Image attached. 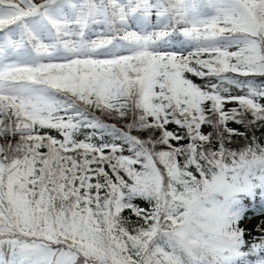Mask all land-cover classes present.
I'll return each instance as SVG.
<instances>
[{"label": "snow or ice", "instance_id": "6c2138e0", "mask_svg": "<svg viewBox=\"0 0 264 264\" xmlns=\"http://www.w3.org/2000/svg\"><path fill=\"white\" fill-rule=\"evenodd\" d=\"M0 264H264V0H0Z\"/></svg>", "mask_w": 264, "mask_h": 264}, {"label": "trees", "instance_id": "16d2710c", "mask_svg": "<svg viewBox=\"0 0 264 264\" xmlns=\"http://www.w3.org/2000/svg\"><path fill=\"white\" fill-rule=\"evenodd\" d=\"M197 82H199V81H197ZM257 135H260V133L258 132ZM260 219H261V217H259V216L254 217L251 221H245V225L249 229H252L254 227V225L259 222Z\"/></svg>", "mask_w": 264, "mask_h": 264}, {"label": "rangeland", "instance_id": "374dc122", "mask_svg": "<svg viewBox=\"0 0 264 264\" xmlns=\"http://www.w3.org/2000/svg\"><path fill=\"white\" fill-rule=\"evenodd\" d=\"M126 215H127V213H126Z\"/></svg>", "mask_w": 264, "mask_h": 264}]
</instances>
